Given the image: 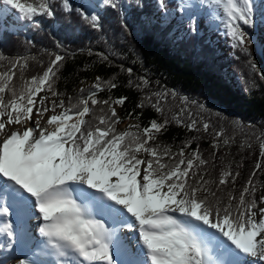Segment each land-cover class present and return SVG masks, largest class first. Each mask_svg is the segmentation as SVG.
I'll return each mask as SVG.
<instances>
[{
    "label": "snow or ice",
    "instance_id": "6c2138e0",
    "mask_svg": "<svg viewBox=\"0 0 264 264\" xmlns=\"http://www.w3.org/2000/svg\"><path fill=\"white\" fill-rule=\"evenodd\" d=\"M157 2L162 9L167 8V0ZM0 3L18 10L25 20L55 15L53 0ZM59 3L65 12L74 10L70 0ZM205 3L222 8L220 18L231 46L250 55L248 45L253 41L246 29L256 23L254 0H198V4ZM105 6L118 5L116 0L94 4L95 8ZM195 6L181 0L177 8L187 15L188 29L193 33L197 31L196 16L190 9ZM75 11L93 28H100L97 11ZM63 59L55 54L41 75L25 80L19 89L13 80L16 69L26 67V60L22 64L16 59L7 71H0V233L10 238L8 247L16 235L8 217L14 211L23 228L35 210L39 213L35 219L42 221L38 231L45 238V246L59 258L58 264H117L113 246L115 243L118 250L121 247L117 237L120 229L138 233L133 237L135 254L123 246L131 257L126 264H248L249 259L264 264V207L259 206L264 204V196L259 202L255 198L257 188L252 177L239 197L228 193L225 200L218 195L220 186L226 185L229 177L234 182L239 173L224 170L216 183L196 171L208 163L198 147L185 159L184 148L173 154L167 146L149 143L173 121L189 131H200L198 121L190 119L185 124L181 118L185 109H181L171 120L165 116L160 122L150 121L147 127L129 125L117 132L121 118L113 105H123L127 97L98 100V92L117 87L114 80L101 77H96L88 89L81 88L75 102L70 97L67 106L64 100L49 102V97L41 93L62 95L53 85ZM126 71L131 74L133 70ZM140 80L144 85L148 83L143 77ZM153 96L157 98L153 100ZM153 96L145 100L163 115L168 92ZM144 103L141 101L137 107H144ZM89 104L106 108L101 107V114L89 121L85 117L94 112ZM57 108L61 109L59 113ZM50 111L53 114L49 116ZM13 125L23 131L13 130ZM209 127L207 122L202 124L204 131ZM215 137H223V131L215 132ZM223 143L227 145L229 139L224 138ZM190 144L186 141L185 147ZM212 146L219 147L215 138ZM139 153L148 154V158H141ZM166 156L174 162H162ZM256 168H261L259 162ZM214 183L215 189L210 186ZM97 215L104 219H97ZM105 219L117 227H108Z\"/></svg>",
    "mask_w": 264,
    "mask_h": 264
},
{
    "label": "trees",
    "instance_id": "16d2710c",
    "mask_svg": "<svg viewBox=\"0 0 264 264\" xmlns=\"http://www.w3.org/2000/svg\"><path fill=\"white\" fill-rule=\"evenodd\" d=\"M19 2L27 4L33 0ZM116 2L117 8H95L88 0H70L74 10L65 12L59 0H53V17L38 15L34 20H25L16 13L13 25L7 24L0 16V71H7L10 62L16 59L22 64L26 60V67L17 68L13 80L19 89L25 80L41 75L55 54H59L64 59L53 87L62 95L53 97L44 92L57 103L64 100L67 106L70 97L75 102L81 95V88L88 89L96 77H101L114 80L117 87L98 92V100L127 97L125 103L116 108L120 123L131 120L143 128L150 121H162L165 116L171 120L173 114L185 109L181 116L185 124L195 119L200 131H189L173 121L161 133L155 134V140L149 143L161 148L167 146L173 154L184 148L185 159L198 147L208 163L196 171L205 179L218 183L224 170L230 169L233 175L239 173L234 182L229 177V182L220 186L218 195L225 200L228 193L239 197L251 176L257 188L255 198L259 202L264 189V156L261 155L264 60L255 64L249 45L250 55L234 49L225 34L226 29L223 38L230 49L228 55H220L215 44L199 27L195 33L188 28L183 31L184 27L175 21L176 17L170 18L172 10L179 6L178 0H167L166 9H162L157 0ZM254 5V14L258 10L264 11L263 0H256ZM210 7L213 9L214 4ZM75 9L88 13L97 11L101 17L100 28H93ZM162 14L165 16L163 21ZM105 56L107 60L103 59ZM128 68L133 70L131 74L126 71ZM141 77L148 81L146 85L142 84ZM137 84L142 86L138 88ZM165 90L168 97L162 115L149 106L145 98ZM83 95L86 96L87 92ZM5 96L7 98L8 94ZM156 98L153 96V100ZM141 101L145 102L144 107L139 108L137 104ZM89 106L94 109L85 117L89 121L93 120V115L101 114V107L106 108L99 104ZM129 113L133 115L129 117ZM205 122L210 125L208 131L202 128ZM117 125V132H121ZM221 130L223 137H215V132ZM214 138L219 142L218 148L212 146ZM224 138L229 139L227 145L223 143ZM189 140L190 146L185 147ZM138 155L148 158L146 153ZM162 162L172 164L174 161L166 156ZM258 162L261 164L259 169L256 168ZM253 172L255 176H252ZM216 183L210 186L215 189ZM6 244L0 243V264L10 260L7 257L10 248L12 251L18 249L16 246L6 247Z\"/></svg>",
    "mask_w": 264,
    "mask_h": 264
},
{
    "label": "rangeland",
    "instance_id": "374dc122",
    "mask_svg": "<svg viewBox=\"0 0 264 264\" xmlns=\"http://www.w3.org/2000/svg\"><path fill=\"white\" fill-rule=\"evenodd\" d=\"M89 2L96 4L97 2H99V0H89ZM178 2L180 4L181 3V0H178ZM184 2L187 3V4L193 5L192 0H184ZM254 4H255V2H254ZM2 9H5V11H2ZM217 9H218V7L217 6H214V8L211 11L209 9V4L207 3L206 6H200V8L197 9V10L195 8L194 9L191 8L190 11H192V12L195 13L197 28L199 27L200 29H202L201 32L203 34L206 33L209 36L208 37V40H211L215 44V47L219 50L220 55L221 54L222 55H226V54L228 55L230 53V49L228 48V45L225 43L221 31L220 32L219 31L216 32V28L218 26H220L222 28L224 26V23H223L222 19L220 18L223 14H221L218 17L215 18V16H216L215 15V12L217 11ZM13 10H15V9L4 8L3 4L0 3V13L2 14L1 19L4 20L9 25H13V23H16V22H14L15 20L13 19V14H12V11ZM16 12H18V10H16ZM208 12H210V13H208ZM172 13H173L172 14L173 16H177L176 19L174 18L175 21H177V25H181L182 27H184V29H183L180 26L182 28V30L183 31H186L187 28H188L187 27L188 26V23H189L188 18H187V15L185 14V16H184V14L180 13L179 11H177V8L176 9H173L172 10ZM258 13L264 14V11L263 10H258ZM170 18L173 19L172 16ZM161 19H162V21L165 19L164 14H162ZM201 19L203 21H201ZM215 25L217 27L216 28H213ZM246 30L251 35V38H252V41H253L252 43L249 44V47L251 48V52H250L251 55H252L251 58H252V60L254 61L255 64H259V63L263 62V60H264V17H261L260 19L257 18L256 19V23H255V26L254 27H251V28H247ZM255 46L257 48H255ZM41 95H44V93H41ZM51 100H54V99L49 97V102ZM113 106L115 108H117V105H113ZM60 111H61L60 108H57L56 109V113H59ZM52 114L53 113L50 111L47 115L50 116ZM129 125H136V122L131 121V120H125V121H123V123L118 124L117 127L122 131V130H126ZM142 154H143V156L145 155V153H142ZM260 196H264V189L260 193ZM259 206L264 207V204H260ZM19 229H21V228L19 227ZM31 234L33 235V237H34V234L35 235L37 234L36 228H34L31 231ZM122 235L125 237V242H128V241L131 242L129 240L128 236L125 233H123ZM2 237H3V233H0V240L2 239ZM27 244L29 245L30 243H27ZM129 244H130L129 246L132 247V245H134V242H131ZM18 246H19V250H13V251L9 247L10 248V251H9L7 257L10 258V260L7 261L4 264H16V262L18 260H20L21 258H23V257H25L26 255L29 254V253L25 252V250L28 248V246L26 245V243H25L24 246L23 245H20V244ZM6 247H8V244H6ZM23 248H25L24 251H23ZM28 249L30 250V246H29ZM20 250H22V251H20ZM114 258L116 259L117 264L118 263L119 264H124V262H122L120 260V258L118 257V255H115ZM125 260H126V258H125ZM249 262L252 263L254 261L250 260ZM47 263H52V262H47ZM52 264H54V263H52Z\"/></svg>",
    "mask_w": 264,
    "mask_h": 264
},
{
    "label": "bare ground",
    "instance_id": "6f19581e",
    "mask_svg": "<svg viewBox=\"0 0 264 264\" xmlns=\"http://www.w3.org/2000/svg\"><path fill=\"white\" fill-rule=\"evenodd\" d=\"M192 2H193V5H196L195 7H193V9L195 8L196 10L199 9L200 6H206L207 5V3H205V4H198V0H192ZM221 14H223L222 8H219L218 7L217 11L215 12V15H216L215 18L218 17ZM216 27L217 26L215 25L213 28H216ZM255 48H257V47L255 46ZM42 126H46V125H43L42 124ZM12 127H13V130H15L16 128H20V130L23 131V128H21L19 125H13ZM47 127L49 128V130L51 129V126H47ZM36 215H39V213L34 210L33 218L27 220V222L23 226V228H21V226H20V224L18 222L16 213L14 211L8 217V219L13 223L14 230H15V233H16L15 237L18 238L19 236H22L23 235V241H24V243H26V245L28 246V248L30 246V250L32 251L31 254H28L25 257H23L20 260H18L16 262V264H19V262L21 260L26 261V263L28 261H31V260L32 261L38 260V261H41V262L45 261V262L58 263V259L59 258L56 257L53 254V250L50 247H46L45 246V238H43L41 236V234L39 233V231H38L39 226H40V223L42 221L35 219V216ZM96 218L97 219H104V217H102L100 215H97ZM0 219H2V218H0ZM105 224L108 227H110V228L117 227V225L112 224L110 221H108L106 219H105ZM19 227L21 229H19ZM34 228H36L37 234L36 235L34 234V237H33V235L31 234V231ZM123 233H125L128 236V238H129V240L131 242H134V245H132V247L129 246L130 245L129 243H131V242H129V241H128L129 243L128 242H125V237L122 235ZM136 236H138V233H136V231L134 229L133 230L120 229L117 232V237H119V239H120L121 247L118 250L116 244L114 243L113 251H114L115 255H118V257L120 258V260L122 262H124V264H126V261L129 260L131 257L129 256V254L127 252L124 251V247L123 246H127L129 248L130 252L132 254H135L137 252V247H136V240L133 239V237H136ZM27 243H30V244L28 245ZM125 258H126V260H125ZM244 259H246V258L245 257H241V260H244ZM250 260L253 261V259H249L248 260V264H254V262H252V263L249 262Z\"/></svg>",
    "mask_w": 264,
    "mask_h": 264
}]
</instances>
